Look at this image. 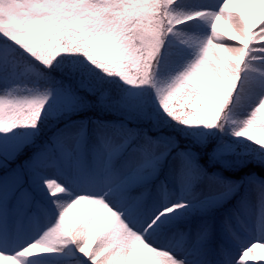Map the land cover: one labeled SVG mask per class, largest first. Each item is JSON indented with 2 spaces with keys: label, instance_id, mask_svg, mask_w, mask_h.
I'll use <instances>...</instances> for the list:
<instances>
[{
  "label": "snow or ice",
  "instance_id": "snow-or-ice-1",
  "mask_svg": "<svg viewBox=\"0 0 264 264\" xmlns=\"http://www.w3.org/2000/svg\"><path fill=\"white\" fill-rule=\"evenodd\" d=\"M52 256L264 264V0H0V264Z\"/></svg>",
  "mask_w": 264,
  "mask_h": 264
},
{
  "label": "rangeland",
  "instance_id": "rangeland-1",
  "mask_svg": "<svg viewBox=\"0 0 264 264\" xmlns=\"http://www.w3.org/2000/svg\"><path fill=\"white\" fill-rule=\"evenodd\" d=\"M218 27H223L222 25H219ZM76 209H72L69 212V217H71L75 213ZM257 252L259 253L260 250L257 249ZM72 259L71 257H66V256H52V257H45L43 258L42 264H62L63 259Z\"/></svg>",
  "mask_w": 264,
  "mask_h": 264
},
{
  "label": "trees",
  "instance_id": "trees-1",
  "mask_svg": "<svg viewBox=\"0 0 264 264\" xmlns=\"http://www.w3.org/2000/svg\"><path fill=\"white\" fill-rule=\"evenodd\" d=\"M247 171V169H241L240 171L233 172L232 170H225L226 175H233V176H240L243 175V173Z\"/></svg>",
  "mask_w": 264,
  "mask_h": 264
}]
</instances>
